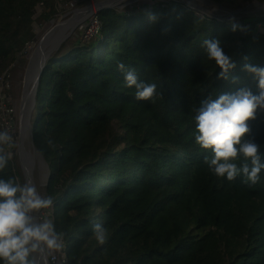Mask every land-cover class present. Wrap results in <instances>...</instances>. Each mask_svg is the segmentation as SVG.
Returning a JSON list of instances; mask_svg holds the SVG:
<instances>
[{"label":"trees","instance_id":"1","mask_svg":"<svg viewBox=\"0 0 264 264\" xmlns=\"http://www.w3.org/2000/svg\"><path fill=\"white\" fill-rule=\"evenodd\" d=\"M73 1L0 0V77L39 39L34 22L47 28ZM209 1L238 8L254 0ZM98 18V35L50 57L32 122L48 167L40 194L54 201L67 264H264V171L252 186L217 178L203 162L210 153L194 141L201 101L240 88L258 93L244 65L264 67V16L234 19L233 31L229 19L161 0L105 8ZM205 39H218L233 58L235 82L217 78ZM121 61L157 84L154 103L124 85ZM249 123L264 153V111ZM8 176L20 181L13 157L0 173ZM96 223L107 229L105 244L93 234Z\"/></svg>","mask_w":264,"mask_h":264},{"label":"clouds","instance_id":"2","mask_svg":"<svg viewBox=\"0 0 264 264\" xmlns=\"http://www.w3.org/2000/svg\"><path fill=\"white\" fill-rule=\"evenodd\" d=\"M150 22L157 16L148 13ZM229 19L232 30L237 26ZM209 60L220 69L217 78L235 82L231 71L236 67L218 39H205L202 45ZM123 74L124 85L135 89L137 100L155 102L161 95L157 84L138 78L134 68L124 62L117 64ZM244 70L257 80L258 93L240 88L222 93L217 98L201 101L194 117V141L210 155L204 156L208 170L217 178L234 181L242 177L249 186L257 184L264 171V153L252 138L250 121L264 111V67L245 64ZM51 146L52 142L48 141ZM15 141L11 132L0 130V173L8 167ZM54 201L43 196L30 181L20 182L14 176L0 177V264H56V254L64 247V233L57 231L51 209ZM93 234L99 244L108 239L107 229L93 225Z\"/></svg>","mask_w":264,"mask_h":264},{"label":"rangeland","instance_id":"3","mask_svg":"<svg viewBox=\"0 0 264 264\" xmlns=\"http://www.w3.org/2000/svg\"><path fill=\"white\" fill-rule=\"evenodd\" d=\"M82 1L83 2H81V0H78V2L76 3L77 4L76 8L82 9V8H85L90 2L94 3V5L96 2V0H82ZM157 1H161V0H120V1H118L119 3L115 6V8H117L119 10H131L133 7H138V6H142L145 4L152 5V4L156 3ZM201 1L211 3V1H209V0H201ZM254 1H256V0H254ZM68 3L69 2H65V3L61 4L60 12L51 21V24L47 28H44L43 24L37 20L34 22L33 32H34V35H37V34L39 35V39L34 40V42L32 40L31 44L29 46L30 51L28 53H25V54L19 53L18 58L14 62H12L9 65V67L5 70V72H7V71L9 72V75H10L9 81L11 84L7 93L10 96L11 100L18 107V117H17V121H16V129L18 132V139L16 141L15 150L13 151L12 157L14 159V162L16 164V167H17L19 175H20V182L28 181L26 170L22 164V153H21V126H22V122H21L20 112H21V102H22V100L25 96V93H26L27 77L29 75V71L31 68V62L33 61L34 52H35L36 48L38 47V44L41 41L42 37L46 34V32H48L52 27L56 26L58 23H59V26L61 27V28L59 27V29H61V30H60L59 34H55V36H53V38L49 39L48 49L52 48V50H53L52 55L55 54L60 49H62V52L69 50L74 45H76L79 38H82V36H83L82 31H83V27H84L83 24L85 22H87V19H86V20L82 21L81 23L79 22L78 25L74 29H71L72 27L69 28L68 24L70 22H72L69 19H71L75 15L74 14L75 9H73V7L70 5V3L69 4ZM251 3L252 2L245 3V4L241 5L240 7H246V6L250 5ZM211 4H213V3H211ZM213 5L216 6L218 9L222 10V12H220L219 15H221L223 17H227V18H234L235 20H237V18H239V17H242L244 15H249L251 13H253V14H264V11L263 12L254 11L255 8L254 9L249 8V9H247V12L240 13L237 15L226 14V13H223V10L236 9V7H232V6L226 5V4L225 5L213 4ZM74 18H76V17H74ZM81 18H79L78 20H80ZM67 20H69V21H67ZM62 23L64 25H62ZM63 36H66L65 39H63L60 42V44L56 46V43L58 42V40ZM30 75H31V73H30ZM31 141H32V137H31V134L29 133V138L26 142V146L31 151H35ZM36 154H37V158H36L35 166L33 169V177H34V182H35L37 190L39 192H41V190H43V188L47 182L48 167H47V164H46L44 158L41 156V154L39 152H36Z\"/></svg>","mask_w":264,"mask_h":264},{"label":"water","instance_id":"4","mask_svg":"<svg viewBox=\"0 0 264 264\" xmlns=\"http://www.w3.org/2000/svg\"><path fill=\"white\" fill-rule=\"evenodd\" d=\"M118 1L120 0H99L98 5H97V11L99 12L100 10L105 9V8H114L119 3ZM181 1L189 5L190 7L195 8L199 15L207 14L209 16L216 17L220 20L230 19V18L219 15V13L222 12V10L218 9L216 6H214L211 3L201 1V0H181ZM249 8L250 9L255 8L254 11L263 12L264 2L256 0L246 7H239L236 9H226V10H223V13L237 15L240 13L247 12V9ZM80 10L81 9L79 8L76 9L74 11L75 15L69 20L74 19V17ZM89 14L90 12H88V15L82 17L80 20L77 19L76 21H74L75 23L73 25V29L78 25L79 22L81 23L82 21L86 20L89 17ZM259 15L264 16V14H259ZM51 30L52 28L42 37L41 41L38 44V47L36 48L34 52L33 61L31 62V75H30L31 79L29 80L32 85H31L29 92H27V95L24 96L21 102V112H20L21 122L25 125L26 130L31 133V137H32V122L34 119L35 107H36V95L38 92L40 77L50 57L52 56V51H53L52 48L48 49V43L50 39L49 35H51L50 34ZM65 37L66 36L61 37L56 43V46L59 45L60 42L63 39H65ZM42 44H44V47H41ZM31 142L33 144L35 151L38 152L34 146L33 140ZM22 164L24 168L26 169L23 159H22ZM26 174H27L28 181H30L32 184L35 185L33 172L32 171L26 172Z\"/></svg>","mask_w":264,"mask_h":264},{"label":"built area","instance_id":"5","mask_svg":"<svg viewBox=\"0 0 264 264\" xmlns=\"http://www.w3.org/2000/svg\"><path fill=\"white\" fill-rule=\"evenodd\" d=\"M78 0H75L70 3L73 9H78L77 3ZM99 0H96L95 5L94 3L90 2L85 8L88 7L90 12L89 17L87 18V22L83 25V36L82 39L90 40L92 37L98 35L100 33V20L98 18V11L97 5ZM74 10V11H75ZM34 42V40H33ZM30 44L28 42L22 51L23 54L28 53L30 51ZM9 72H4L0 77V130H7L12 133L15 144L18 139V132L16 129V121L18 117V107L16 104L11 100L10 96L8 95L7 91L10 88V81H9ZM15 147L11 149L13 151ZM68 263V256L64 249L56 254V264H67Z\"/></svg>","mask_w":264,"mask_h":264},{"label":"bare ground","instance_id":"6","mask_svg":"<svg viewBox=\"0 0 264 264\" xmlns=\"http://www.w3.org/2000/svg\"><path fill=\"white\" fill-rule=\"evenodd\" d=\"M88 7L87 8H83L81 9L77 14H76V18L72 19L68 26L69 28L72 27L71 29H73V24H74V21L81 18V17H84V16H87L88 15ZM262 12V11H260ZM80 16V17H79ZM79 17V18H78ZM67 22V21H66ZM61 23V22H60ZM64 23V22H63ZM62 23V25H64ZM59 23L52 27V30L50 32L51 36L50 38H53V36H55V34H59L60 30L59 29ZM61 28V27H60ZM59 30V31H58ZM47 33V32H46ZM41 47H44V44H42ZM30 73H31V68H30V71H29V75L27 77V88H26V93L25 95H27V92H29L30 88H31V82L29 81L31 79V76H30ZM29 131L26 130L25 128V125L22 123V126H21V152H22V159L25 163V167H26V172H30L32 171L33 172V169H34V166H35V161H36V158H37V154L35 151H31L27 146H26V142L29 138ZM31 134V133H30ZM31 169V170H30Z\"/></svg>","mask_w":264,"mask_h":264}]
</instances>
